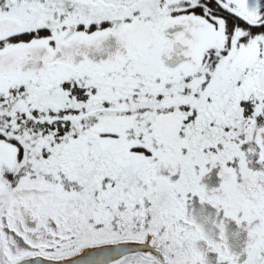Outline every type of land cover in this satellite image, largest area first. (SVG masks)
Here are the masks:
<instances>
[{
    "label": "snow or ice",
    "instance_id": "1",
    "mask_svg": "<svg viewBox=\"0 0 264 264\" xmlns=\"http://www.w3.org/2000/svg\"><path fill=\"white\" fill-rule=\"evenodd\" d=\"M0 264H264V0H0Z\"/></svg>",
    "mask_w": 264,
    "mask_h": 264
}]
</instances>
